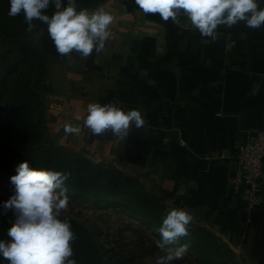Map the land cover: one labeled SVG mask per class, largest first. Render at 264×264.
Listing matches in <instances>:
<instances>
[{"label":"crops","instance_id":"obj_1","mask_svg":"<svg viewBox=\"0 0 264 264\" xmlns=\"http://www.w3.org/2000/svg\"><path fill=\"white\" fill-rule=\"evenodd\" d=\"M101 6L114 17L101 52L63 57L49 40L50 143L123 174L154 206L188 210L245 264H264V201L247 213L231 184L237 153L264 127V27L222 25L212 40L184 26L183 13L176 24L145 14L135 0ZM93 102L139 110L144 125L121 141L93 135L83 124ZM68 124L81 131L66 133Z\"/></svg>","mask_w":264,"mask_h":264},{"label":"clouds","instance_id":"obj_2","mask_svg":"<svg viewBox=\"0 0 264 264\" xmlns=\"http://www.w3.org/2000/svg\"><path fill=\"white\" fill-rule=\"evenodd\" d=\"M135 4L145 14H158L165 22L171 19L180 24L183 13L195 30L212 40L222 25L231 28L243 22L252 29L264 27L261 0H135ZM8 15H22L29 32L37 27L34 21L47 25L57 53L72 57L75 51L83 59L105 48L114 20L103 6L89 11L78 8L77 0H9ZM86 112L83 124L93 135L111 132L120 141L145 122L139 110L126 111L114 104L89 103ZM80 131L78 125H65L68 134ZM10 179L14 194L0 204V214L11 210L15 219L7 230L9 239H0V259L8 264H77L72 247L76 237L70 220L62 218L69 205L64 187L68 174L30 167L25 161ZM192 221L193 215L186 209L167 212L155 242L165 254L156 264H174L184 257L188 246L179 241L189 235Z\"/></svg>","mask_w":264,"mask_h":264},{"label":"trees","instance_id":"obj_3","mask_svg":"<svg viewBox=\"0 0 264 264\" xmlns=\"http://www.w3.org/2000/svg\"><path fill=\"white\" fill-rule=\"evenodd\" d=\"M8 10L9 0H0V36L8 44L4 55L0 56V83L5 84L8 109V117L4 125H0L1 154L21 163L27 161L30 167L67 173L68 179L64 187L71 195L131 206L116 182L117 178L122 182L127 180L123 174L84 156L41 143L45 112L41 92L50 91V84L47 83L52 56L50 36L44 32L47 25L34 21L37 27L29 32L23 16L10 17ZM52 11L50 8L48 14L51 15ZM133 209L135 214L144 213L141 217L150 219L140 208ZM14 219L15 216L0 224V239H9L7 230ZM154 225L158 227L155 222ZM80 235L72 242L77 264H99L92 238L85 231ZM0 264L8 262L0 259Z\"/></svg>","mask_w":264,"mask_h":264},{"label":"rangeland","instance_id":"obj_4","mask_svg":"<svg viewBox=\"0 0 264 264\" xmlns=\"http://www.w3.org/2000/svg\"><path fill=\"white\" fill-rule=\"evenodd\" d=\"M109 1L111 0H77V4L78 8L90 9ZM7 46V40L0 36V56L4 55ZM4 87L5 84L0 83V125H4L8 117ZM41 99L45 105L41 143L44 146H55L50 143L47 135L50 119L47 117L48 99L44 90L41 92ZM1 152L2 149H0V204L14 194V185L10 178L16 174V169L21 164ZM67 152L71 154L70 151ZM116 182L131 206L93 197H77L67 191L69 205L62 216L71 221L76 239L81 236L82 231L90 235L99 256V264H156L157 258L165 254L155 243L160 238L158 229L163 217L171 209L165 208L161 203L154 206L143 200V196L141 199L130 184H125L119 178ZM132 206L143 210L150 219L141 217L144 213L135 214ZM13 216L11 210L0 214V224ZM179 243L188 246L187 252L174 264H245L242 255L236 253L217 231L195 220L189 226V235L181 238Z\"/></svg>","mask_w":264,"mask_h":264},{"label":"built area","instance_id":"obj_5","mask_svg":"<svg viewBox=\"0 0 264 264\" xmlns=\"http://www.w3.org/2000/svg\"><path fill=\"white\" fill-rule=\"evenodd\" d=\"M190 27V21L183 24ZM237 176L231 184L243 194V208L247 213L264 201L262 176L264 174V127L255 133L242 145L237 153ZM249 225V222H248Z\"/></svg>","mask_w":264,"mask_h":264}]
</instances>
